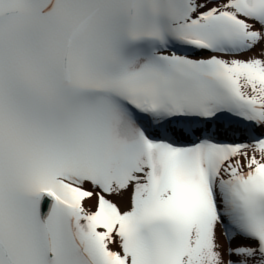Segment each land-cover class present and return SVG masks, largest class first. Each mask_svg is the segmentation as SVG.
Masks as SVG:
<instances>
[{
	"label": "snow or ice",
	"instance_id": "obj_1",
	"mask_svg": "<svg viewBox=\"0 0 264 264\" xmlns=\"http://www.w3.org/2000/svg\"><path fill=\"white\" fill-rule=\"evenodd\" d=\"M0 264H264V0H0Z\"/></svg>",
	"mask_w": 264,
	"mask_h": 264
}]
</instances>
